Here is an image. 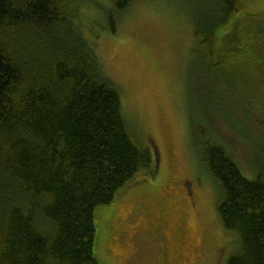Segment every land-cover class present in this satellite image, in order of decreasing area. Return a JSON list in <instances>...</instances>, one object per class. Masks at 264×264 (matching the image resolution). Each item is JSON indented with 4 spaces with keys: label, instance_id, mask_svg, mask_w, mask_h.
Returning <instances> with one entry per match:
<instances>
[{
    "label": "trees",
    "instance_id": "obj_1",
    "mask_svg": "<svg viewBox=\"0 0 264 264\" xmlns=\"http://www.w3.org/2000/svg\"><path fill=\"white\" fill-rule=\"evenodd\" d=\"M135 1L110 0L111 32ZM194 3L193 81L224 84L230 93L239 84L241 97L258 96L262 77L252 74L264 75L261 15L241 0ZM85 18L78 0H0V264H100L96 209L139 175L156 173L157 156L128 124ZM213 111L251 140L258 161L247 177L211 138L207 116L190 119L220 225L238 245L225 264H264V141L216 102Z\"/></svg>",
    "mask_w": 264,
    "mask_h": 264
},
{
    "label": "rangeland",
    "instance_id": "obj_2",
    "mask_svg": "<svg viewBox=\"0 0 264 264\" xmlns=\"http://www.w3.org/2000/svg\"><path fill=\"white\" fill-rule=\"evenodd\" d=\"M241 2L264 21V0ZM109 3L78 0L88 20L85 35L120 89L128 124L157 156V165L156 173L139 175L110 205L96 209L95 257L100 264H225L238 245L220 225L214 184L201 173L192 147L190 119L207 116L211 138L253 178L258 163L253 143L213 111V102L221 114L243 120L251 139L264 141L257 131L264 128L263 71L252 74L262 77L258 96L241 97L239 84L232 93L224 84L200 85L192 75L194 0H136L116 33L105 20ZM157 230L168 240L165 258Z\"/></svg>",
    "mask_w": 264,
    "mask_h": 264
},
{
    "label": "flooded vegetation",
    "instance_id": "obj_3",
    "mask_svg": "<svg viewBox=\"0 0 264 264\" xmlns=\"http://www.w3.org/2000/svg\"><path fill=\"white\" fill-rule=\"evenodd\" d=\"M157 234H160L159 236H160V239L162 240V243H163V246H162L163 247V252L165 253V254H163L162 257L165 258L166 252L169 253V250H168V247H169L168 240L158 230H157ZM164 261L162 260V262H164Z\"/></svg>",
    "mask_w": 264,
    "mask_h": 264
}]
</instances>
